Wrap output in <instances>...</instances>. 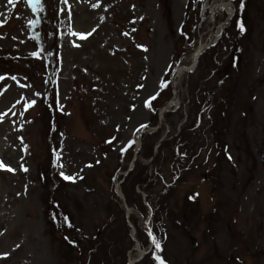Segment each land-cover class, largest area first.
Here are the masks:
<instances>
[{
    "label": "rangeland",
    "instance_id": "obj_1",
    "mask_svg": "<svg viewBox=\"0 0 264 264\" xmlns=\"http://www.w3.org/2000/svg\"><path fill=\"white\" fill-rule=\"evenodd\" d=\"M235 2L0 0V264H264V0L241 31Z\"/></svg>",
    "mask_w": 264,
    "mask_h": 264
},
{
    "label": "trees",
    "instance_id": "obj_2",
    "mask_svg": "<svg viewBox=\"0 0 264 264\" xmlns=\"http://www.w3.org/2000/svg\"><path fill=\"white\" fill-rule=\"evenodd\" d=\"M241 4V7H240V9L238 10V13H237V15L234 17V19H233V21H232V23H231V26H234L235 27V29L236 30H238V31H241V30H243L244 28H243V23H242V20H241V18H240V16H242L243 14H244V11H242V6H245V5H247V0H236V2H235V4L236 5H238V4ZM242 12H241V11ZM227 33H230L229 31L227 32ZM243 35L245 36L246 35V33L244 34V32H243ZM224 40V42L222 41V39H221V45H220V47H219V49H221L222 47H223V44L226 42L225 41V39H223ZM225 45V44H224ZM226 46V45H225ZM216 47H218V46H213V47H211V49H210V51H214V49H216ZM209 51V52H210ZM218 55V54H217ZM217 55H215L213 58H212V61L215 63V61H216V56ZM236 60V59H235ZM168 85L170 84V80H168V82H166ZM208 99H209V96L206 98V99H204L202 102H197V105H196V113H197V117H195V118H193L192 119V122L193 123H191V128H187L186 130H184L183 131V133H185V135H189L190 133H192L193 131H195V128L197 127V125H196V122H197V118H199V119H201L202 118V116L205 114V112H208L210 109H208V103H209V101H208ZM165 105V104H164ZM208 109V110H207ZM183 135V134H182ZM184 144L183 143H177V147H178V149L179 148H181L182 146H183ZM185 146V145H184ZM181 157L182 158H184V157H186V153H184V152H182L181 153ZM144 182H146L145 180H142V181H140V183H143L144 184ZM145 191H147L146 189H144ZM156 248H158V247H156ZM156 254V250L154 249V251H153V254L152 255H155ZM151 255V256H152ZM106 263V260H101L100 261V263Z\"/></svg>",
    "mask_w": 264,
    "mask_h": 264
},
{
    "label": "snow or ice",
    "instance_id": "obj_3",
    "mask_svg": "<svg viewBox=\"0 0 264 264\" xmlns=\"http://www.w3.org/2000/svg\"><path fill=\"white\" fill-rule=\"evenodd\" d=\"M83 38V37H81ZM4 165L2 163H0V167H3ZM11 170V169H9ZM63 175V174H62ZM64 179H73L72 177H68V176H65ZM157 247H159V245H157ZM158 260H160V257H157ZM160 264H164V261L163 260H160Z\"/></svg>",
    "mask_w": 264,
    "mask_h": 264
},
{
    "label": "water",
    "instance_id": "obj_4",
    "mask_svg": "<svg viewBox=\"0 0 264 264\" xmlns=\"http://www.w3.org/2000/svg\"><path fill=\"white\" fill-rule=\"evenodd\" d=\"M228 1H230V0H227L226 2H228ZM201 50H202V49H200V51H199L198 54H197V57H198V58H199V56H200V54H201ZM198 58H197V59H198ZM197 61H198V60H197Z\"/></svg>",
    "mask_w": 264,
    "mask_h": 264
},
{
    "label": "bare ground",
    "instance_id": "obj_5",
    "mask_svg": "<svg viewBox=\"0 0 264 264\" xmlns=\"http://www.w3.org/2000/svg\"><path fill=\"white\" fill-rule=\"evenodd\" d=\"M228 8V7H227Z\"/></svg>",
    "mask_w": 264,
    "mask_h": 264
}]
</instances>
